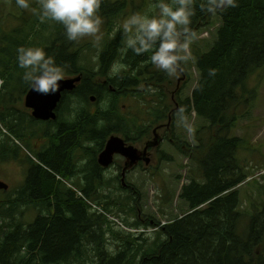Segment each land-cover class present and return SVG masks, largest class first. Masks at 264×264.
<instances>
[{"label": "trees", "instance_id": "16d2710c", "mask_svg": "<svg viewBox=\"0 0 264 264\" xmlns=\"http://www.w3.org/2000/svg\"><path fill=\"white\" fill-rule=\"evenodd\" d=\"M126 3L117 2L112 6L102 3L99 13L106 18V12L116 10L111 16L117 17L124 12ZM191 7L193 15L189 28L194 36L209 31L211 26L215 33L207 51L202 53L192 46L198 77L191 97L181 102L186 116L194 112L209 125L204 135L193 139L191 150L195 157L191 160L202 179L198 183L191 178L179 191L178 200L185 206L180 213L182 216L163 225L149 216L152 227L157 229L155 240L149 243L145 239L139 244L131 235L107 230V220L99 214L102 207L105 212H109L110 206L123 207L126 197L120 196L119 203L117 198L114 202L109 197L108 203L100 204L90 199L93 191L87 187L84 197L75 198L71 189H57L52 175L40 166L31 172L20 190L11 194L0 192V264H264V250L256 251L261 246L264 249V207L251 219L246 233L237 231L241 216L236 211L239 196L234 189L247 180L248 173L242 161L237 160L243 141L231 134L238 119L234 108L240 102V91L248 88L246 83L250 75L264 67V0H191ZM29 12L32 16L28 22L41 21ZM43 29L47 31L49 26L43 25ZM16 33L20 39L18 47L23 46L26 34H22L20 28ZM48 42L40 47L57 65H67V76L84 71L77 68L75 62L90 46L74 47L63 26L55 22L48 31ZM107 47L108 54L104 55H120L123 50L133 57L131 50H125L121 35L109 41L105 49ZM141 55L150 56L151 52ZM10 60L13 61L0 60V67L8 73L5 76V72L0 71V78L14 80V88L22 74H19L21 69L17 66L16 55ZM112 80L119 84L118 79ZM120 85L127 87L128 82ZM28 87L22 79V88ZM90 92L91 88L80 98L87 107L86 98ZM2 98L3 94L0 95V124L5 128ZM155 107L149 105L150 116L158 113ZM105 111L103 109L108 113ZM99 113L95 117L86 115L88 131H96L98 117H105ZM10 127L13 135L19 126L10 121ZM87 135L89 139L92 134L88 132ZM58 158L60 156L52 161L47 158L45 164L57 171ZM189 173V177L194 176L191 171ZM132 195L131 201L136 203L137 198ZM94 205L98 207L95 210ZM34 208L39 214L25 223L24 217ZM127 210L136 218L140 215L133 206ZM110 246L114 247V252L108 250Z\"/></svg>", "mask_w": 264, "mask_h": 264}, {"label": "flooded vegetation", "instance_id": "af4514ba", "mask_svg": "<svg viewBox=\"0 0 264 264\" xmlns=\"http://www.w3.org/2000/svg\"><path fill=\"white\" fill-rule=\"evenodd\" d=\"M20 11L27 10L20 8ZM134 12L130 9L129 15ZM99 14L102 16V13ZM102 26L109 41L116 40L120 35L125 39L119 23L115 31H108L104 23ZM116 43L120 47L119 42ZM107 44L98 50L99 55L94 56L96 70H84L72 76L65 74L64 80H79L73 89L60 93L52 119L44 121L32 117V110L25 106L30 87L11 89L4 93L1 110L6 113V117L5 128L1 132L3 148L0 163L5 165L16 162L22 169L18 176L20 187L17 190L27 183L31 172L41 166L52 175L57 189L69 188L77 198L84 197V190L91 187L93 193L90 199L104 204L108 203L106 199L109 197L113 199V193L119 189L128 195H134L139 187L142 189L141 183L136 184L132 180L136 175L153 170V174L157 176L161 173L159 171L163 163H177L176 155L181 156L183 148L177 124V110L181 108L182 89L187 81L182 62L174 83L176 74L169 76L156 68L151 64L149 55L137 56L132 53L131 57L123 50L120 55H104L108 54L106 52L109 48L105 49ZM96 74L101 75L103 80L96 78ZM112 79H118L119 84L113 83ZM126 81L127 87L120 85ZM168 86L171 90H167ZM90 88L92 92L86 98L87 107L80 98ZM150 94L153 95L151 102L158 111L151 116L148 113L150 104L146 100V96ZM123 98L130 99L131 104L120 106L118 103ZM136 102H139V106ZM168 105L171 107L168 108ZM103 109L108 113H104ZM99 111L105 117H98L96 131H88L86 115L95 117ZM10 121L19 126L13 135ZM88 132L92 134L89 139ZM112 137L120 139L124 147H132L136 151L132 156L134 163H131V158L117 153L112 155L107 166L99 163L98 157ZM56 156H60L59 164L54 165L58 167L57 171L45 164L47 158L52 161ZM3 191L8 192L9 186Z\"/></svg>", "mask_w": 264, "mask_h": 264}, {"label": "rangeland", "instance_id": "374dc122", "mask_svg": "<svg viewBox=\"0 0 264 264\" xmlns=\"http://www.w3.org/2000/svg\"><path fill=\"white\" fill-rule=\"evenodd\" d=\"M125 1L128 3L125 4L126 8L121 15L112 17V12L109 11L106 13V15H108L107 18H103L104 24H109V29H113L114 31L117 30L118 23L119 27L122 28V22L129 16L130 9L135 12H146L150 9V4L152 2V0H146L147 3L144 2V0H102V3L112 6L114 3ZM36 7L37 0H32L31 8ZM31 8L26 9V12H21L15 0H0V60L13 59L16 55L18 44H20V39L16 33V30L19 28L22 34H26V41L23 44L25 47H40L45 41H47V44L50 43L48 42V31L52 29V22H28L29 18L32 16V13L29 12V10L32 11ZM107 9L112 10L111 8ZM46 24L49 26V30L47 31L43 29V25ZM208 30L209 31H204L194 36L189 48L181 53V55L187 57L186 60L181 61L182 68L187 73V81L183 85V89L181 88L183 90L181 95L182 99L191 97L198 77L194 66L193 52L191 51L192 46H195V49L198 48L196 51L202 53L207 51V48L210 47L214 40L215 28L211 26ZM102 32L103 39L99 44H95L91 37L82 38L78 42L73 41L75 44L74 47L76 48L90 46L86 48L89 51L83 50L81 55H79L80 58L76 59L75 64L77 68L79 67L82 70H96V68H94V56L99 55L98 50L108 43L107 40L109 41L108 34L103 26ZM0 71H4L5 76L8 75L6 69L4 70V68L0 67ZM23 72L24 69H21L19 74L22 75L18 76L19 82L14 88L22 87ZM15 73L18 74V72ZM177 76L176 74L173 79L174 83ZM96 78L103 80V77L98 74H96ZM0 80L3 81V84L0 85V95H4L5 92L14 89L12 88L14 80L8 77L0 78ZM246 86L248 88L240 91V102L237 103L234 108V112L237 114L238 119L231 131L232 136L239 137L243 141L237 153V160L242 161V165L246 167L245 171L248 173L247 180L238 184L234 189V192L237 191L236 193L239 196V204L236 209L241 216L240 222L237 225V231L239 233L243 231V233L247 232V229L251 225V219L259 214L264 207V67L250 75ZM167 90H171V87L168 86ZM151 97H153L151 94L150 96H146L148 104H152ZM167 97H169L168 94ZM118 104H120V106L128 105L131 104V101L130 99L123 98ZM142 104L144 106V102H142ZM137 105L139 106V102ZM170 107L171 105H168V108ZM143 108L146 110V107ZM187 117L192 126L191 134L179 124L177 118L181 145L183 146L181 156L178 154L176 155L178 159L177 163L174 164L175 161L170 162V164L163 163L162 169L159 171L161 173L157 176L153 174V170H149V172L145 174L141 173L132 178L134 183L142 184V189L139 187L137 192H134L133 195L137 198L136 203L131 201L130 195L128 196L127 192H122L119 189L113 193V200L115 202V198H117L119 203L120 196L126 197V201H122L124 204L123 207L110 206L109 212H105L103 207L102 209L99 208V210H101L99 214L104 216L107 220L105 227L107 230L112 229L131 235L139 244L145 239H148L150 243L153 241L157 229L152 227L153 222L149 216L155 218L161 225L165 224L167 221L173 220L175 217L180 218L182 216L180 213L185 206L177 199L181 187L186 185L191 178L196 179L198 183H201L200 179H202L201 176L199 178L196 166L191 160L195 157L191 150L193 139L194 137L197 138L198 135H204L207 131L205 127L209 126L207 122L198 119L194 112H191ZM2 128L3 126L0 124V130H2ZM210 130L213 133L215 132L213 128H210ZM196 132L197 135H195ZM1 139L2 137L0 135V141ZM167 154L170 156L168 151ZM165 168L167 169L164 172ZM189 171H191L194 176L189 177ZM242 171L244 172V169H242ZM21 173L22 169L18 167L16 162L5 163V165H1L0 163V182L2 181L9 186V191H2L3 193L11 194L20 187L18 176L21 175ZM186 175L188 176L186 177ZM151 181H153L154 184H152ZM155 186L158 187V189ZM131 206L136 208L137 212L140 214L137 218L133 213L128 212L127 207ZM93 208L95 210L98 207ZM38 214V209L34 208L30 213H27L23 220L25 223H29L34 217H37ZM123 221L129 224L135 223L136 226L127 225ZM107 238L108 241H111L110 234H107ZM114 247L110 246L108 250L114 252ZM263 250L262 246L258 249L256 248L258 253L263 252Z\"/></svg>", "mask_w": 264, "mask_h": 264}, {"label": "clouds", "instance_id": "9594fccd", "mask_svg": "<svg viewBox=\"0 0 264 264\" xmlns=\"http://www.w3.org/2000/svg\"><path fill=\"white\" fill-rule=\"evenodd\" d=\"M21 9H30L32 0H15ZM102 0H37L31 8L43 21L63 26L69 41L91 37L95 44L103 39ZM212 10L211 8L209 9ZM193 9L191 0H152L146 12H134L122 22L125 50L139 56L151 52L149 60L169 76L177 73L180 62L194 36L189 28ZM17 66L24 69L23 80L40 94H55L65 79L67 65H57L39 46H20L16 50ZM212 74V73H210ZM3 81L0 80V85ZM179 124L191 134L192 126L183 107L177 110Z\"/></svg>", "mask_w": 264, "mask_h": 264}, {"label": "water", "instance_id": "95a60500", "mask_svg": "<svg viewBox=\"0 0 264 264\" xmlns=\"http://www.w3.org/2000/svg\"><path fill=\"white\" fill-rule=\"evenodd\" d=\"M79 79H69L59 82V89L55 94H40L34 92L30 89L29 93L25 99V106L32 110V117L39 120H49L52 119L53 109L58 102L60 93L63 90H70L74 88V84ZM136 152L132 147H124L120 139L112 137L106 143L105 149L99 155V163L103 166H107L111 161L113 154H121L124 157L131 158V163H134L135 159H132V156ZM7 185L3 182H0V190H6Z\"/></svg>", "mask_w": 264, "mask_h": 264}]
</instances>
